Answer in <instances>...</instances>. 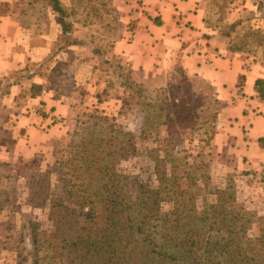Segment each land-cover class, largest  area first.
I'll list each match as a JSON object with an SVG mask.
<instances>
[{
    "label": "trees",
    "instance_id": "obj_1",
    "mask_svg": "<svg viewBox=\"0 0 264 264\" xmlns=\"http://www.w3.org/2000/svg\"><path fill=\"white\" fill-rule=\"evenodd\" d=\"M46 1L52 14L62 22L61 34L55 43L58 49L53 50L45 64L75 45L65 41L59 46L64 37L73 36V24L66 21L67 10L60 0ZM256 5L264 13V0H257ZM5 11L18 17L25 14H19L11 2L3 5L2 12ZM154 22L162 25L160 19ZM236 27L233 25L231 29ZM107 63L125 91L131 92V100H138L137 105L144 109L142 140L163 127L179 124L188 129L201 121L202 127H209L207 145L213 143L225 104L209 82L198 75H188L178 64L172 81L152 91L151 96L150 90L132 76L133 71L128 67ZM62 64L65 63L59 60L53 69L56 73L53 83L65 93L59 84L61 77L66 76ZM25 72L30 69L26 67L15 73L22 75L14 83L3 86V80L8 78L0 81V98L9 92L12 84L31 77L23 75ZM245 80V75L240 76L239 88ZM195 85L197 90L193 92ZM205 87L209 94L204 92ZM254 89L264 102V78L256 81ZM42 91V85L33 84L29 92L35 98ZM123 104L131 103L124 99ZM113 128L110 117L98 110L78 114L70 134L71 157L56 161L49 171L36 176L37 181L31 183V188L34 183L39 186L31 193L34 205H50L49 220L53 225L52 233L43 236L39 224L30 223L34 264H264V224L260 225L258 235L250 233L253 215L243 205H238L237 210L233 207L237 199L230 188L217 190L213 199H205L200 209L193 192L199 180L207 185L208 178L203 175L199 179L197 169L189 164L183 169L184 161L173 159L169 154L163 160L170 162L171 167L166 174L157 172V187L137 184L117 167L118 160L125 158L121 155L123 149H135V143L123 131H115L109 137ZM259 145L264 150V137L259 139ZM170 147L168 142L165 147L159 146ZM161 161L158 159L157 168ZM0 169L9 170L12 165L0 161ZM52 175H55L54 185ZM4 196L5 191L1 190L0 208ZM166 209L170 210L169 214L164 213Z\"/></svg>",
    "mask_w": 264,
    "mask_h": 264
},
{
    "label": "crops",
    "instance_id": "obj_2",
    "mask_svg": "<svg viewBox=\"0 0 264 264\" xmlns=\"http://www.w3.org/2000/svg\"><path fill=\"white\" fill-rule=\"evenodd\" d=\"M11 1L0 0V81L8 78L3 86L14 83L22 75L15 73L26 67L30 72L23 75L31 77L12 84L0 98V161L28 164L63 147L77 111L102 105L99 98L107 88L95 78L102 73L100 64L110 60L128 67L143 83L159 81L166 85L178 64L188 75L203 78L225 104L214 139L218 152L229 154V149H234L238 164L245 158L253 164L263 161L259 139L264 137V102L254 87L264 70L252 67L245 56L231 51L227 39L207 26L201 0H132L124 20L132 24L131 30L110 40L98 55L91 54L92 65L76 55V45L52 56L51 65H45L61 31L52 37L11 11L3 13V5ZM155 19L162 25L155 24ZM59 60L65 63V77L71 78L75 93L64 94L53 83V69ZM86 68L91 69L89 77ZM242 75L246 80L239 88ZM33 84L43 87L35 98L29 92ZM76 86L81 89L76 91Z\"/></svg>",
    "mask_w": 264,
    "mask_h": 264
},
{
    "label": "rangeland",
    "instance_id": "obj_3",
    "mask_svg": "<svg viewBox=\"0 0 264 264\" xmlns=\"http://www.w3.org/2000/svg\"><path fill=\"white\" fill-rule=\"evenodd\" d=\"M131 1L60 0L67 10L66 21L73 24L74 34L72 37H64L59 42V46L64 45L65 41L74 42L79 46L76 55L85 58L84 61H90L92 65L94 60L91 54L98 55L101 50H106L111 43L110 40L122 37L127 29L131 30L132 24L124 21L127 18L126 11L132 4ZM46 2V0H12L11 4L19 14L25 13L20 14L19 17H23L26 23L30 26L38 25L37 29L41 33L55 37L61 31L62 20L52 14ZM201 3L207 26L225 37L230 49L245 56L252 67L264 70V13L258 11L257 0H201ZM233 25H237L235 30L231 29ZM225 35L230 37L227 38ZM111 61L110 63H118ZM50 62L46 64L51 65ZM100 67L102 73L95 79H98L102 88L105 86L107 88L99 98V103L102 105H98L99 109L84 107L77 111L70 124L67 143L53 153L40 156L28 164L12 165V169L9 170L0 169V191H5L0 208V264H34L30 223H38L39 232L43 236L52 233L53 225L49 220L50 205L45 207L34 205L35 201L31 193L33 189L37 191L39 186H35L34 183L31 188V183L37 181L36 176L49 171L56 161H64L71 157L70 134L75 129L76 118L78 114L94 110L110 117L114 132H109V137L112 133L115 134V131H123L128 136V140L135 143V149H123L124 154L121 155H125V158L118 160L119 172L130 176L137 184L155 188L158 186L157 172L166 174L171 167L170 162L164 161L166 155H171L173 159H182L183 169L188 164L192 165L198 170L199 179H202L203 175L208 178L207 185L199 180L198 187L194 189L197 206L202 209L205 199L211 201L217 190L230 188L237 199V204L233 207L237 210L238 205H243V208L253 215L250 233L258 235L261 231L260 225L264 224V158L261 163L256 164L245 158L241 164H238L236 158L239 157L234 153V149H229V154L219 153L215 141L207 145L206 131L209 127H202L201 121L188 129H183L179 124L163 127L150 138L142 140L140 127L144 109L137 105L138 100H131V92H126L121 86L120 79L109 63L102 62ZM86 69L85 73L89 77L91 69ZM262 75L264 78V72ZM178 79L177 82L181 78ZM59 84L64 94L75 93L70 77H61ZM144 84L152 96V91L159 89L162 83L156 81L144 82ZM197 86L193 87V92H196ZM78 88L75 90H79ZM204 92L209 94L206 87ZM151 96L149 98H152ZM124 99L129 100L131 104L125 106ZM194 99L198 101L196 97ZM247 140L251 142V135L247 136ZM167 142L171 145L169 149L159 148L161 145L165 147ZM117 145L120 147L119 144ZM158 159L162 161L157 168ZM51 182L53 185L56 184L55 175L51 176ZM164 213L169 214L170 210L166 209ZM40 255L45 256L43 253Z\"/></svg>",
    "mask_w": 264,
    "mask_h": 264
}]
</instances>
